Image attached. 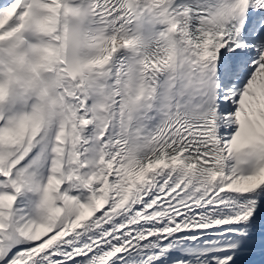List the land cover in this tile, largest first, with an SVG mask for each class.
<instances>
[{"label": "snow or ice", "instance_id": "6c2138e0", "mask_svg": "<svg viewBox=\"0 0 264 264\" xmlns=\"http://www.w3.org/2000/svg\"><path fill=\"white\" fill-rule=\"evenodd\" d=\"M0 264H264V0H0Z\"/></svg>", "mask_w": 264, "mask_h": 264}, {"label": "bare ground", "instance_id": "6f19581e", "mask_svg": "<svg viewBox=\"0 0 264 264\" xmlns=\"http://www.w3.org/2000/svg\"><path fill=\"white\" fill-rule=\"evenodd\" d=\"M240 259H241V260H244V259H247V257H246V256H241Z\"/></svg>", "mask_w": 264, "mask_h": 264}]
</instances>
